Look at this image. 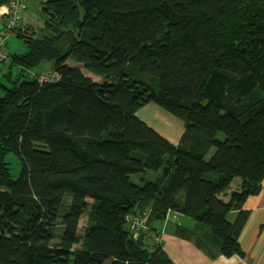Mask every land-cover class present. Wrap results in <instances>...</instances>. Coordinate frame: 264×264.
<instances>
[{"label":"trees","instance_id":"trees-1","mask_svg":"<svg viewBox=\"0 0 264 264\" xmlns=\"http://www.w3.org/2000/svg\"><path fill=\"white\" fill-rule=\"evenodd\" d=\"M42 7L41 34L22 20L27 50L0 59L19 68L0 82V264H175L167 211L209 257H243L249 212L229 214L264 179V0ZM150 103L182 122L176 143L137 116Z\"/></svg>","mask_w":264,"mask_h":264},{"label":"crops","instance_id":"crops-1","mask_svg":"<svg viewBox=\"0 0 264 264\" xmlns=\"http://www.w3.org/2000/svg\"><path fill=\"white\" fill-rule=\"evenodd\" d=\"M3 12L4 6L0 7V30L5 23ZM23 18L24 22L33 24L25 12ZM240 209L249 212L239 236V242L245 252L243 257L217 255L211 258L192 241L174 235L173 223L164 220L161 223L154 222V225L160 230V241L166 254L175 264H264V179L260 192L237 204L230 212L229 219L233 220Z\"/></svg>","mask_w":264,"mask_h":264},{"label":"rangeland","instance_id":"rangeland-1","mask_svg":"<svg viewBox=\"0 0 264 264\" xmlns=\"http://www.w3.org/2000/svg\"><path fill=\"white\" fill-rule=\"evenodd\" d=\"M44 1L46 0H26L27 8L24 12L25 15H28L33 22L35 36H39L41 34L44 26V20L46 19V14L41 10ZM5 49L8 54H21L27 50V42L24 38L17 37L16 35H10L7 38ZM69 63L71 65L74 64L72 62ZM49 66V62H44L38 67H34L33 71L39 72L49 68ZM80 69L85 75L91 76L94 80H99L97 76L87 72L84 68L81 67ZM10 70L12 78L14 79L19 73L17 65L11 64L8 60L0 62V82L4 83L6 86H11V81L5 75ZM2 95L3 88L0 86V99ZM137 116L174 143L178 141L183 131L182 122L178 118L165 112L153 103L141 107L137 112ZM3 160L8 164L11 176L13 178L19 177L21 174V166L18 162L17 156L12 152H8L4 155ZM154 174L155 173H150V171L148 173L151 177ZM173 214L175 217H179L184 226L189 227V225L193 224V221L190 218L184 215L179 216L176 213ZM108 261L109 260H107L105 264L108 263Z\"/></svg>","mask_w":264,"mask_h":264},{"label":"built area","instance_id":"built-area-1","mask_svg":"<svg viewBox=\"0 0 264 264\" xmlns=\"http://www.w3.org/2000/svg\"><path fill=\"white\" fill-rule=\"evenodd\" d=\"M26 8V0H9L4 5V12L2 15L5 16L6 22L3 25V28L0 30V59L6 58L4 50L5 41L7 40L8 36L13 35L19 29ZM165 218L171 222L174 221V218L176 217L172 212L167 211ZM142 222L143 221L136 219L134 220L133 225L139 226ZM154 239L159 240L157 235L154 236Z\"/></svg>","mask_w":264,"mask_h":264},{"label":"water","instance_id":"water-1","mask_svg":"<svg viewBox=\"0 0 264 264\" xmlns=\"http://www.w3.org/2000/svg\"><path fill=\"white\" fill-rule=\"evenodd\" d=\"M41 10H44L45 13H47V9L45 7H42ZM162 217V216H161Z\"/></svg>","mask_w":264,"mask_h":264}]
</instances>
